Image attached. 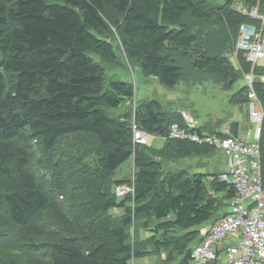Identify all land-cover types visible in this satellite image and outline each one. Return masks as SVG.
Wrapping results in <instances>:
<instances>
[{
    "label": "trees",
    "instance_id": "trees-1",
    "mask_svg": "<svg viewBox=\"0 0 264 264\" xmlns=\"http://www.w3.org/2000/svg\"><path fill=\"white\" fill-rule=\"evenodd\" d=\"M235 2L264 17V0H0V264H189L205 225L224 215L215 219L234 191L223 171L165 169L217 151L168 137L172 124L186 127L181 113L146 98L111 114L135 94L107 76L124 61L169 90L185 79L177 54L192 77L217 78L225 91L253 74L264 188V66L215 49L234 52L242 25L264 29ZM247 92L242 84L229 103L246 107ZM132 122L162 145L133 146ZM34 157L46 160L38 172ZM131 158L134 193L117 199L114 186L131 181L113 178Z\"/></svg>",
    "mask_w": 264,
    "mask_h": 264
},
{
    "label": "built area",
    "instance_id": "built-area-1",
    "mask_svg": "<svg viewBox=\"0 0 264 264\" xmlns=\"http://www.w3.org/2000/svg\"><path fill=\"white\" fill-rule=\"evenodd\" d=\"M233 8L241 14L257 18L264 24L256 8L248 9L235 2ZM252 65L259 66L264 60V29L256 31L242 25L234 48ZM255 76H243L248 88L246 110L249 122L254 126L256 139L259 138L263 113L252 91ZM264 81V77H261ZM186 127L172 124L168 137L206 145L219 151L226 159L225 170L219 180L233 188V197L227 201L228 211L212 224L203 240L194 247L189 264H264V188L261 182L260 152L257 141H243L231 136L228 131L222 135L197 132L189 116H183ZM150 136L138 129L132 122V143L147 145ZM117 199L134 193L133 183L114 186Z\"/></svg>",
    "mask_w": 264,
    "mask_h": 264
},
{
    "label": "rangeland",
    "instance_id": "rangeland-1",
    "mask_svg": "<svg viewBox=\"0 0 264 264\" xmlns=\"http://www.w3.org/2000/svg\"><path fill=\"white\" fill-rule=\"evenodd\" d=\"M212 32L213 30L211 31V33ZM215 49H217V52L224 53L226 56H228L230 61L234 64L235 56L233 49L221 46H218ZM176 56L185 68V79L184 82L181 83V85L179 84L175 88V90H169L165 88L152 78H144L140 75L139 71L136 68L127 64L126 61H124L125 67L122 66L118 69L108 68V77L116 76L121 80L132 83H134L135 80V94L133 99L124 103V105L120 109L111 111V114L118 115L130 107L134 108L135 102L138 101L136 99H156L163 106L170 105L174 109V111L180 110L183 116H189L195 125L203 129L225 132V130L230 127L231 123L239 122L240 124L244 123L248 126L250 136H252L253 124L249 122L246 107L240 105L236 106L229 103L230 96L235 91H237L239 87L242 86L243 82L238 84V86L233 88L231 91H225L224 85L221 84L220 80L212 76H208V78L207 76H199V78L202 79L203 82H193L192 76L194 75L191 72L192 69L190 70L189 66L179 54H177ZM260 65L264 66V60L260 62ZM212 78H214L215 81ZM186 80L190 81L194 85L200 86H196L194 89L193 86L188 85ZM204 82H208L209 85H203ZM241 126L243 125L241 124ZM241 131L242 130L240 128V136L243 137L244 133H242ZM149 144L156 148L160 146L158 141L156 140H152ZM83 151H85V149H83ZM51 156H54V153L50 155V157ZM40 161L46 163L44 157L39 161L34 157L33 168L37 172L39 171L37 168ZM127 166V163H125L121 167V169L126 170L124 172H121V174L119 175L116 172L113 180L116 178H125L126 180H131L133 169ZM195 167H200L201 169L210 172H220L222 169H224V158L219 152L216 151L215 154H213L209 158L181 160L176 163L167 164L165 166V169L167 171H177L185 169L186 171H188V173L192 174L195 172V169H197ZM45 171L51 172L48 166H45ZM226 210L227 209H225V207H222L220 210H218L215 219L217 218V216L223 214ZM110 214L119 216L122 214V211L120 209H112L110 210ZM141 237H145L142 232ZM30 260L34 262L36 259L30 258ZM6 261L7 260L4 259L3 262L5 263ZM17 261L20 262V259H17ZM141 263L157 264V260L153 257L144 259L141 261ZM22 264L25 263L22 262Z\"/></svg>",
    "mask_w": 264,
    "mask_h": 264
},
{
    "label": "crops",
    "instance_id": "crops-1",
    "mask_svg": "<svg viewBox=\"0 0 264 264\" xmlns=\"http://www.w3.org/2000/svg\"><path fill=\"white\" fill-rule=\"evenodd\" d=\"M234 63H235V58H234ZM187 81V80H186ZM192 81L193 82H198V83H201V82H203L202 80H200V79H197L196 77H193L192 78ZM184 82V81H183ZM242 82H243V78H242ZM181 83H182V81L179 83L180 85H181ZM187 83H188V85H190V86H193L194 87V89H195V87L196 86H200V85H194L193 83H191L190 81H187ZM178 84V85H179ZM206 84H208L209 85V83L208 82H204L203 83V85H206ZM134 85H135V80H134ZM202 85V84H201ZM203 88H205V87H203ZM175 90V89H174ZM183 92V91H182ZM236 92V91H235ZM234 92V93H235ZM200 95V94H199ZM144 99H146V98H144ZM136 100H142V99H136ZM162 105V104H161ZM163 106V105H162ZM164 107V110L166 111V112H168V113H181V111L180 110H176V111H174V109L170 106V105H164L163 106ZM182 114V113H181ZM233 123H236L237 124V134H235V135H232V134H230V131H229V127H228V129H226L225 131H228V133L231 135V136H233V137H235V138H237V139H239V140H243V141H257L258 139H256V137H255V134H254V126H253V134H252V136H250V131L248 130L249 128H248V126L246 125V124H244V123H241L243 126H241V124L239 123V122H233ZM232 124V123H231ZM196 127H198L197 125H196ZM240 128H241V132L242 133H244V135H243V137L242 136H240ZM202 132H205V133H209V132H207V131H202ZM218 132H220V131H218ZM211 134H214V133H211ZM150 136V135H149ZM152 140H156V141H158V143H159V145L161 146L162 145V143H163V138H153L152 136H150V140H149V143L152 141ZM148 143V144H149ZM159 146V147H160ZM224 158V157H223ZM203 159H205V158H203ZM127 163V167H131L132 169H133V172H134V165H133V159L131 158L128 162H126ZM125 164V163H124ZM123 164V165H124ZM123 165H121L120 166V168H118V170L116 171L117 173H118V175L119 174H121V172H124L126 169H121V167L123 166ZM199 166V165H198ZM225 167H226V159L224 158V169H222L221 171H224L225 170ZM195 168H197V169H195V172H194V174L195 173H209L210 171H207V170H203V169H201L200 167H195ZM223 168V167H222ZM211 173V172H210ZM117 177H119V176H117ZM123 179H125V178H116V180H123ZM126 180V179H125ZM131 182L130 183H133L132 182V178H131V180H130ZM227 204V203H226ZM227 210L225 211V213H227V211H228V206H227V208H226ZM122 211V210H121ZM224 213V214H225ZM207 224V223H206ZM211 226V224H207V225H205V230L204 231H206L209 227ZM203 231V232H204Z\"/></svg>",
    "mask_w": 264,
    "mask_h": 264
},
{
    "label": "water",
    "instance_id": "water-1",
    "mask_svg": "<svg viewBox=\"0 0 264 264\" xmlns=\"http://www.w3.org/2000/svg\"><path fill=\"white\" fill-rule=\"evenodd\" d=\"M210 1L217 5H226L230 2V0H210Z\"/></svg>",
    "mask_w": 264,
    "mask_h": 264
}]
</instances>
